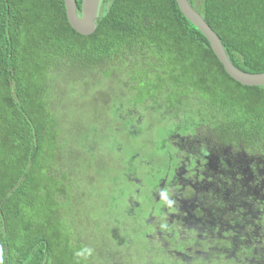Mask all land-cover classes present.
<instances>
[{"label":"trees","instance_id":"16d2710c","mask_svg":"<svg viewBox=\"0 0 264 264\" xmlns=\"http://www.w3.org/2000/svg\"><path fill=\"white\" fill-rule=\"evenodd\" d=\"M187 1L237 70L264 73V0ZM87 96L92 116L71 129ZM145 120L264 145V86L232 80L175 0H100L88 36L70 28L63 0H0V264H186L150 250L146 232L119 221L120 210L92 218L76 205L83 191L100 211L99 174L117 163L127 129ZM101 134L119 139L112 159L96 142ZM256 260L247 251L187 264Z\"/></svg>","mask_w":264,"mask_h":264},{"label":"flooded vegetation","instance_id":"af4514ba","mask_svg":"<svg viewBox=\"0 0 264 264\" xmlns=\"http://www.w3.org/2000/svg\"><path fill=\"white\" fill-rule=\"evenodd\" d=\"M140 130L134 125L127 129L131 138L145 131ZM161 146L172 164L147 190L128 173L124 159L116 158L115 166L107 169L119 188L125 183L131 188L116 207L132 219L137 231L146 232L150 250L164 249L186 264L207 259L236 261L249 251L257 264H263L264 145L247 148L221 143L214 136L174 131ZM151 147L148 140L147 148ZM139 155L132 154V160ZM152 163L149 159L146 165ZM118 168L124 182L118 181L120 174L110 173ZM140 189L144 203L135 198Z\"/></svg>","mask_w":264,"mask_h":264},{"label":"rangeland","instance_id":"374dc122","mask_svg":"<svg viewBox=\"0 0 264 264\" xmlns=\"http://www.w3.org/2000/svg\"><path fill=\"white\" fill-rule=\"evenodd\" d=\"M88 97V98H87ZM87 97H81V99L76 103V107L74 106L72 112L70 114V117L68 118L69 122V127H79L81 126L86 119L90 118L91 115V110L88 107V103L92 101V97L87 96ZM103 97L100 96V101L102 100ZM96 108L99 107H104L98 100H96ZM129 109V108H127ZM102 112V111H101ZM108 114V113H107ZM135 129L138 130L141 129L145 130L141 132V135H138L139 133L136 134L135 137L131 138L130 135H127V138H124L125 142L121 141L120 147L114 148L115 153L117 155L114 156V158H122L126 163H128V168L126 169L128 173L135 175L139 181L142 182L144 185L145 189L149 188L150 186H153L154 183L157 182V180L164 174H166L168 168L171 166L169 158L167 157L169 154L166 152H162L161 150V145L162 142H164L168 136L173 133L171 124L167 121L166 123L161 124H156V122H152L150 126L148 125V120L142 121V124L135 123L134 124ZM146 129H145V128ZM74 135V134H73ZM148 140L152 141V147H148ZM96 142L98 144H103L104 146L102 147L103 151L105 152L106 155H108L111 159L113 158V153L111 151L110 145L114 144L116 142H119V139H108L105 134H101L100 136L96 137ZM114 153V154H115ZM137 154L140 153L138 156L139 159H135L134 161L131 160L129 162V159L131 158L132 154ZM152 159L153 163L149 165H146L148 163V160ZM122 166V165H121ZM120 166V167H121ZM119 167V168H120ZM118 169H113L110 173L111 174H118ZM85 170V169H84ZM93 173V172H92ZM95 178V175H93ZM119 182H124L123 178L121 175H119ZM90 180V178L88 179ZM82 182V181H81ZM83 185L85 190L90 193L91 191L89 190L88 186L86 183L83 181ZM98 183H105L101 184L98 186V193L101 194L100 198H97L100 200L103 204V206L100 205V211L98 205L95 206L92 204V201H90L91 197L89 194L87 195L83 191L80 193H77V202L76 205H80L88 208L89 209V216L92 218H97L99 212L102 214H107L111 211V209H117L116 205H121L122 201L126 198V196L129 194L131 191V188L128 186L127 183L121 184L120 188L118 187L117 183H115L113 186L108 185L110 183V174H104L103 177H101V174H99V181ZM107 185V186H106ZM141 203H144V195L142 190L140 189L139 195L136 197ZM142 206L144 207L145 204ZM115 216V215H114ZM114 216H110V220L112 221V224L115 223L113 221ZM118 220L127 224V223H133L132 219L124 217V215H116ZM86 215L84 216V218ZM103 223L107 222L110 224L111 228H114V226L107 221L105 218H100ZM136 225H133V227H130V229H133ZM124 231H127L124 229ZM138 240V243L140 244V239L136 238Z\"/></svg>","mask_w":264,"mask_h":264},{"label":"water","instance_id":"95a60500","mask_svg":"<svg viewBox=\"0 0 264 264\" xmlns=\"http://www.w3.org/2000/svg\"><path fill=\"white\" fill-rule=\"evenodd\" d=\"M183 17L191 23L207 40L213 54L222 65L226 74L235 82L247 87H263L264 73L249 74L237 70L228 60L218 36L203 21L187 0H175ZM68 25L82 36L91 35L98 19L100 0H82L80 15L76 14L75 0H63Z\"/></svg>","mask_w":264,"mask_h":264}]
</instances>
